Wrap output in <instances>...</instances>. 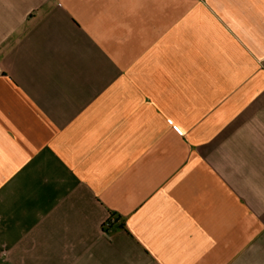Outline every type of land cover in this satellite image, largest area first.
Wrapping results in <instances>:
<instances>
[{
  "label": "crops",
  "instance_id": "obj_1",
  "mask_svg": "<svg viewBox=\"0 0 264 264\" xmlns=\"http://www.w3.org/2000/svg\"><path fill=\"white\" fill-rule=\"evenodd\" d=\"M0 264H264V0H0Z\"/></svg>",
  "mask_w": 264,
  "mask_h": 264
},
{
  "label": "built area",
  "instance_id": "obj_2",
  "mask_svg": "<svg viewBox=\"0 0 264 264\" xmlns=\"http://www.w3.org/2000/svg\"><path fill=\"white\" fill-rule=\"evenodd\" d=\"M111 221H112V219H110L109 221H107L105 224L106 225H109Z\"/></svg>",
  "mask_w": 264,
  "mask_h": 264
}]
</instances>
